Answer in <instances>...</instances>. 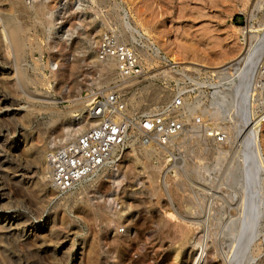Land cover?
Listing matches in <instances>:
<instances>
[{
	"label": "rangeland",
	"instance_id": "rangeland-1",
	"mask_svg": "<svg viewBox=\"0 0 264 264\" xmlns=\"http://www.w3.org/2000/svg\"><path fill=\"white\" fill-rule=\"evenodd\" d=\"M46 1H50V7L44 19L57 16L59 32H50L48 27L42 32L43 24L29 16L25 54L18 63L13 57L11 66H0V72L13 73L9 85L0 77V93L6 94L8 108H16L19 103L32 108L29 117L0 116V163L8 168L0 167V174L12 184L9 201L1 197L0 189V223L6 215L20 214L31 229L34 223L55 216L57 227H61L60 239L48 236L43 245L18 240L19 245L9 246L7 251L0 242V264H74L81 261L79 251L87 252V248L92 253H84L81 264H167L180 243V219L196 222L188 229L192 240L198 236L206 246V259L201 264H238L237 260L242 264H264V217L260 227H238L241 217L246 219L248 212L251 215L255 211L250 210L252 198L253 204H257L258 184H254L252 173H260V169L255 164L250 129L263 113L264 108L261 112L255 104L264 95L251 89L253 100L248 105L243 88L247 70L237 79L236 86L224 85L217 73L248 49L247 30L264 21V5L254 12L256 0ZM109 28L136 50L142 65L140 75L120 76L116 67L107 65L108 60L94 56L97 40ZM261 33L264 35V30ZM261 46L264 49V42ZM154 47L159 48V53ZM174 63L179 69L185 67V72L171 70ZM113 84L127 97L131 114H150L179 91L189 92L185 102L199 100L197 114L205 119L201 136L193 127L167 147L156 145L159 153L146 157L140 154L143 147L132 140L123 149L119 163L103 167L64 195L47 185L44 206L37 205L27 182L36 180L41 173L32 153L21 150L23 139H27L32 150L44 144L49 152L60 137L66 138L85 122V111L78 110L76 104L88 101L86 92ZM217 85L231 94L223 100V93L214 94ZM218 107L224 113L215 123L220 128H232V141L220 143L223 153L209 135L211 115L204 116L207 109ZM247 118L250 122L246 124ZM262 137L259 147L264 165ZM192 166L198 167L201 174L189 173ZM247 168L251 170L246 180L248 190L253 192L250 201L245 195L243 205ZM15 173L22 174L17 177L18 185L12 179ZM86 203L91 210L84 211ZM234 221L236 226L230 227ZM236 229L241 231L239 239L232 233ZM249 232L255 233L249 242L254 243L252 253L250 245H243ZM49 250L55 254L51 255ZM87 257L96 259L91 261Z\"/></svg>",
	"mask_w": 264,
	"mask_h": 264
},
{
	"label": "bare ground",
	"instance_id": "bare-ground-1",
	"mask_svg": "<svg viewBox=\"0 0 264 264\" xmlns=\"http://www.w3.org/2000/svg\"><path fill=\"white\" fill-rule=\"evenodd\" d=\"M53 2H56V0H52L51 4ZM49 5H50V1H46V0H29V2H28V0H0V66L5 65V64H9L13 57L15 58V61L18 63V61H20L22 59L21 57H23V54H25L26 44H27V40H28V38H27L28 37V32L30 30V24L27 22V20H30L28 18L29 16H32V15L35 16L38 19L39 23L43 24L42 32L45 31L47 29V27H48V30L50 32H52L53 30L55 31L57 29L56 28V24H57L56 21L58 20L57 16H53V17L51 16L47 20L44 19L45 13H46L47 9L50 7ZM263 5H264V0H256L255 5H254V7H255L254 12H255V10H260V8ZM254 12H252V18L255 17V13ZM26 18H28V19L26 20ZM125 18H127V16ZM126 23H128V22L126 21ZM261 30H264V21L263 22L261 21V23H258V24L251 25L250 28L247 30V32L249 33V37H250V43H249L248 49L242 55H240L236 59L230 61L225 67H223L222 69L217 71V73L221 74L222 81H224V85L230 84V86H233V85L236 86L237 79L241 78V75H242L243 71L248 69L251 60L254 58L255 54H257L256 53L257 50L262 47L261 43L264 42V41L260 42L261 40H264V38H263L264 35L261 33ZM56 32H59V31L56 30ZM97 41H99V40H97ZM35 43L37 45L39 44L38 41L35 42ZM97 44H98V42H97ZM30 48H32V47H30ZM154 48H155L156 53H159V48L158 47H154ZM96 54L97 53L94 52V56H96ZM97 57H98V55H97ZM106 60H108L107 61V65L110 68L116 67L115 61L113 59L110 58V59H106ZM102 61H104V60H102ZM174 64L175 65L171 67V70H173V71H181L183 73L185 72V67L182 68V69H179L178 68L179 65H176V63H174ZM10 66H11V63H10ZM173 71H165V72L169 73V72H173ZM214 72L215 71H211V73H214ZM12 74L13 73H11V71L10 72H7V71L4 72L3 71V72H0V77H3L4 78L3 81H6L8 83L7 85H9L11 80L13 79ZM216 88H215L216 90H215L214 94L223 93V95H221L222 96L221 98L223 100L225 98H227V96H229V94H231V91H229V90L221 91V89L218 87V85H217ZM260 93L264 95L263 91H260ZM5 97H6L5 93H0V116H3V115L17 116L18 115V116H21V117H29V115L32 112V108L28 107V105H23L22 103L21 104L19 103V104H15L16 108L9 109L8 108V104H7V99ZM261 99H264V96H262ZM200 106L201 105H200L199 100L196 101V102H189V101L185 102V110L189 111L190 115L191 114L195 115V114L199 113ZM76 107H77L78 110H84L85 111V113H84L85 114L84 121L86 123L85 122L80 123V126L75 128L74 131L72 130L73 132H71L70 134L68 133L69 135L66 138L60 137L59 140H57L56 142L54 141L56 143L55 147L60 146V145L64 144L65 142L73 139L74 137H76L80 133L86 131L88 128H90L91 126H93L96 123V118L91 116V112L89 111V109L87 107V101L78 102L76 104ZM223 113L224 112H222V109L220 107L207 109L204 112V116L209 114V115H211V117L213 119V123L210 125V128H212L211 129L212 130V134L218 128V126H217L218 123H215V121L218 120ZM197 115H199V114H197ZM6 117H8V116H6ZM257 117H258L257 121L256 120L253 121L254 124H253L252 128L250 129V135L253 138V146H255L254 148H255V152H256V155L255 154L254 155H255V157H257V163H255V164H257V166H259V169H260V173H258V171H256V173L260 174L259 176H257V177L254 176V175H257L254 170H253V172L255 174L252 173V177L255 180L254 184H256V182L258 184L256 197L254 196L257 204H256V206H255V202L253 204L254 200L252 198V200H251L252 206L250 207V210H255V211H253V214H251V215H248L249 214V212H248V214H246V219L249 218L250 216H252V219H253V222H254V226L256 225V227H260L261 224H262L261 218L264 217V165H263V162L260 159V156H261L260 152L261 151H260V147H259V140H260V138L262 136H264V133H262V122H261V120L264 119V110H263L262 115L261 116H257ZM2 118H4V117H2ZM248 122H250V118H247L245 123L247 124ZM87 124H89V127L87 126L85 128V126ZM209 124H208V129H209ZM203 126H205V123L203 124ZM221 128H223L227 132L228 140H231L232 135H231L230 132L232 131V128H230L229 126H223ZM194 129L197 130L198 131L197 133H199L200 136H201V134H202V132H200L201 128L200 127H198V128L194 127ZM180 136L172 138V140L170 141V144H171V142H173L176 139H178ZM262 139H263V137H262ZM231 141H229V142H231ZM22 144L23 145L21 147V150H23V153L25 152L26 154H29L30 152L32 153L33 159H34L35 164H36V168L42 174V175L40 174L37 177L36 180H32L31 182H27V184H28V187L30 188L29 190L33 191L32 194L35 197V200H36L35 203H37V205L44 206L45 198H47L46 195H45V194H47L46 193L47 192L46 191V188H47L46 186L47 185H51L52 186V184L49 182V180L47 178V175H46V172L48 170V162H47V156H48L47 152L48 151H46V150H47L48 147L46 145H44V144H40V145L36 146L32 150V147L27 146V139H23V143ZM140 146L143 147L140 150V154L142 156L146 157L149 154H155V153L158 154L159 153L158 152V148L156 147L155 144L140 145ZM19 149H20V147H19ZM217 150L220 153H223V151H224V148L221 146L220 143H217ZM22 155L23 154H21V157H22ZM254 155H253V158L255 159ZM136 159H137V161L138 160L140 161V158H139L138 155H136ZM4 166H5L4 164L0 163V167L2 169L7 168L6 166L5 167ZM104 167H107V166H104ZM198 169H199L198 167H195V166L193 167L192 166L188 170H189V173L194 174V175H196L197 172L201 174V172ZM249 169H251V168H249ZM249 169L245 172V175H244L245 176L244 181H245V184H246V186H244V188H245V192L246 193L243 190L242 199H241V200H243L241 202L243 205L245 204V201H244L245 195L247 194V200L249 199L248 201H250V198H251L250 194H251V192H253L252 191L253 189H251V191L248 190L249 189V185L247 184V181H246L247 178L249 179V177L251 176L250 175L251 174V170H249ZM20 175H22V174H16L15 173L14 174V178L12 177V179L15 180V182H14L15 185L17 183H20V180L17 179V177L20 176ZM10 184H11L10 180L6 179L5 175L0 174V189L2 191L1 197L3 199H6L7 201H9V199L11 197L10 193H9L10 191H8V190H10L9 189L10 188ZM254 184H253V187H254ZM19 185H21V184H19ZM11 186H12V184H11ZM250 186H252V185L250 184ZM43 195H45V196H43ZM248 195H249V197H248ZM230 198H234V197L232 196ZM234 200H235V198H234ZM231 201H233V200H231ZM253 205L255 206V209L254 208L251 209L252 207H254ZM90 206L91 205L89 203H86L85 207H84V211H86V209L91 210ZM254 212H256V213H254ZM53 214L56 215L55 212ZM244 218L242 219V217H241L239 220L243 221V220H245ZM22 219L23 218L20 216V214H11V215L9 214V215H6V216L2 217L1 223H0V242L2 243V248H4V250L7 251L8 247L11 246V245H17L20 240L23 241V243L24 242L27 243L26 241L28 240V241H32V243L33 242L34 243H38V244L40 243V245H43L46 242L48 236H50V238H52V239H55L53 237H56L57 239H60V230H59V228L61 229V227L60 226L57 227L59 224L57 225L58 221L56 222L57 218L55 216H50V217H48L46 219V221L41 222L39 224H35L34 223V225H33V227L31 229H28L26 227V225L28 224V222L26 221V218L24 220H22ZM190 221L191 220L186 221L184 219H180V223L181 224L180 223H179L180 225L178 224L179 227H180L179 228L180 229L179 230V241H180V243H178V246L175 248L176 250H175V253L173 254L174 257L172 256L173 258L170 259L171 262H170V260H168L170 263L166 262L167 264H201L203 262V260L205 258V255H206V246L204 245L203 240L200 237H198V236H195V238L192 240V233L190 232V228L188 229V227H190L191 224L195 225L196 222H193V220H192V222H190ZM242 221H241V223H240V225L238 227L242 226ZM22 223H23V225H22ZM63 223L64 222H62V224ZM235 223H236V221L232 222V225L230 227H235L236 226ZM254 230H251V231L254 232ZM257 230H258V228H256V232H257ZM245 232H247V231H245ZM232 233L238 239L241 236L240 229H236L235 232L232 231ZM61 234H63V233H61ZM246 234H248V233H246ZM254 234H250V232H249V235H251V236H249V235L245 236L246 238H245V241H244L243 245H245V244L247 246L250 245L249 242H250L251 238H253L252 236H254ZM89 245H90V243H89ZM93 245H94V243H93ZM247 246H246V248H247ZM91 247H92V245H91ZM190 247H192V250L189 252V248ZM212 247H213V244H212ZM254 248L255 247H254V243H253V244L250 245V248H249L251 253L254 251ZM92 249H93V247H92ZM17 251H19V250H17ZM49 251L44 252V255L47 256V254H49ZM90 251L91 250L89 249V251H88V248H87L88 254L92 253V252L90 253ZM93 251H96V250H93ZM211 251H212V249H211ZM214 251H215V247H214ZM247 251H248V249H247ZM87 252H84V249L79 251V253L81 254V257L78 259V261L79 260L82 261L83 254L87 253ZM97 253L98 252H96L95 254H97ZM213 253L215 254V252H213ZM251 253H250V255H251ZM50 254L54 255L55 252L52 250V251H50ZM91 256L92 255H90V257ZM4 257H6V255ZM90 257H87V258H90ZM94 258L95 257H93L92 259H94ZM92 259L90 258L91 261H94ZM90 260H89L88 263L91 262ZM239 260L241 261L242 259L240 258ZM81 261H79L78 263H74V264H81ZM95 262H96V260H95ZM242 262L243 261L238 262V260H237L236 263L242 264ZM207 263L214 264V262H212V261H209ZM25 264H30V262L26 261ZM215 264H222V263H215Z\"/></svg>",
	"mask_w": 264,
	"mask_h": 264
},
{
	"label": "built area",
	"instance_id": "built-area-1",
	"mask_svg": "<svg viewBox=\"0 0 264 264\" xmlns=\"http://www.w3.org/2000/svg\"><path fill=\"white\" fill-rule=\"evenodd\" d=\"M96 53L100 60L113 59L120 76H138L142 73L136 50L120 40L112 28L101 35ZM116 86L90 88L85 98L96 123L48 152L46 175L58 194L64 195L73 190L104 166L119 163L123 149L132 140L139 145L167 147L172 138L184 135L193 127L203 128V117L191 116L185 110L184 97L188 96L189 99V92L179 91L156 111L142 115L129 112L127 97ZM243 88L246 89L244 94L247 95L248 105L253 100L251 89L264 92L263 48L250 62ZM255 107L261 111L264 99L256 100ZM210 135L216 143H225L228 139L227 132L220 127Z\"/></svg>",
	"mask_w": 264,
	"mask_h": 264
},
{
	"label": "water",
	"instance_id": "water-1",
	"mask_svg": "<svg viewBox=\"0 0 264 264\" xmlns=\"http://www.w3.org/2000/svg\"><path fill=\"white\" fill-rule=\"evenodd\" d=\"M252 213H253V211H252ZM250 217H252V216H250ZM246 228V227H245ZM242 230H244V229H242ZM250 230V229H249Z\"/></svg>",
	"mask_w": 264,
	"mask_h": 264
}]
</instances>
